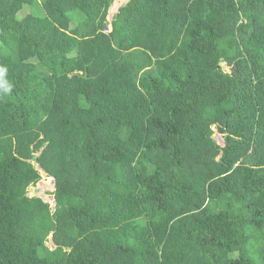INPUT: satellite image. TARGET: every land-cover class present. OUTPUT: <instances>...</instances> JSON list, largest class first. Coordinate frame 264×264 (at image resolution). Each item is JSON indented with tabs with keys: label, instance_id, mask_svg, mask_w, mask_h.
Returning <instances> with one entry per match:
<instances>
[{
	"label": "trees",
	"instance_id": "obj_1",
	"mask_svg": "<svg viewBox=\"0 0 264 264\" xmlns=\"http://www.w3.org/2000/svg\"><path fill=\"white\" fill-rule=\"evenodd\" d=\"M114 2L0 0V264H264V0Z\"/></svg>",
	"mask_w": 264,
	"mask_h": 264
},
{
	"label": "rangeland",
	"instance_id": "obj_2",
	"mask_svg": "<svg viewBox=\"0 0 264 264\" xmlns=\"http://www.w3.org/2000/svg\"><path fill=\"white\" fill-rule=\"evenodd\" d=\"M129 0H115L113 5L111 6L109 10V16H108V21L110 22L112 20V17L115 13L118 12L119 8L123 5H125ZM107 28V27H106ZM107 31H111V26H108ZM223 66L226 68L227 71H230L231 69L227 67L225 64ZM216 129V128H214ZM217 130V129H216ZM215 130L216 136L214 137L216 142L224 146V140L221 135H219L218 131ZM42 180L35 186L30 189L29 196H43L45 198L46 202H49L52 207H54L55 202H53L54 198L53 195L50 193H53L55 190V179L52 177H47V175L42 171ZM38 188V192L35 194L34 188ZM35 194V195H34Z\"/></svg>",
	"mask_w": 264,
	"mask_h": 264
},
{
	"label": "water",
	"instance_id": "obj_3",
	"mask_svg": "<svg viewBox=\"0 0 264 264\" xmlns=\"http://www.w3.org/2000/svg\"><path fill=\"white\" fill-rule=\"evenodd\" d=\"M107 28H108V26H107ZM216 136V134H214L213 135V137H215ZM215 139V138H214ZM35 162H36V160H34ZM38 169L42 172V171H44L40 166H38ZM34 192H35V194L38 192V188L36 187V188H34ZM34 194V195H35ZM36 196V195H35ZM34 197V196H33ZM41 198L42 199H44L45 200V198L43 197V196H41ZM53 202H55L54 200H53ZM51 243H52V241H51ZM51 246H52V248H54V245L53 244H51Z\"/></svg>",
	"mask_w": 264,
	"mask_h": 264
},
{
	"label": "clouds",
	"instance_id": "obj_4",
	"mask_svg": "<svg viewBox=\"0 0 264 264\" xmlns=\"http://www.w3.org/2000/svg\"><path fill=\"white\" fill-rule=\"evenodd\" d=\"M216 134V133H215ZM219 135H221V134H219ZM222 137V136H221Z\"/></svg>",
	"mask_w": 264,
	"mask_h": 264
}]
</instances>
